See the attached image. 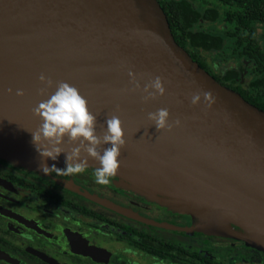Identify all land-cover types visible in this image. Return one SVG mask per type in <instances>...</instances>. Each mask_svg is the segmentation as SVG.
Wrapping results in <instances>:
<instances>
[{
	"label": "water",
	"instance_id": "95a60500",
	"mask_svg": "<svg viewBox=\"0 0 264 264\" xmlns=\"http://www.w3.org/2000/svg\"><path fill=\"white\" fill-rule=\"evenodd\" d=\"M129 70L141 85L136 91ZM156 76L166 92L145 102L143 86ZM60 81L87 99L97 134L111 115L122 120L119 186L189 214L193 230L264 250V111L191 59L156 0H0L1 159L41 170L46 158L31 132L42 120L33 109ZM195 93L201 101L193 105ZM160 108L169 110L170 130L157 131L148 119ZM77 144L65 136L61 146L67 152ZM57 160L65 163V154ZM88 167L99 163L89 156Z\"/></svg>",
	"mask_w": 264,
	"mask_h": 264
},
{
	"label": "flooded vegetation",
	"instance_id": "af4514ba",
	"mask_svg": "<svg viewBox=\"0 0 264 264\" xmlns=\"http://www.w3.org/2000/svg\"><path fill=\"white\" fill-rule=\"evenodd\" d=\"M156 1L170 16L185 17L188 31L206 36L204 46L185 45L202 68L264 110V0ZM226 51L250 65L245 85L239 64L211 71L204 53ZM94 171L64 177L0 158V264H264V250L193 230L189 214L113 186V177L100 185ZM108 201L124 213L109 209Z\"/></svg>",
	"mask_w": 264,
	"mask_h": 264
},
{
	"label": "clouds",
	"instance_id": "9594fccd",
	"mask_svg": "<svg viewBox=\"0 0 264 264\" xmlns=\"http://www.w3.org/2000/svg\"><path fill=\"white\" fill-rule=\"evenodd\" d=\"M131 83L134 87L131 91L141 88L137 75L129 70ZM42 83L51 86L53 81L43 73L39 76ZM11 91V89H9ZM43 94L46 89L41 88ZM142 91L146 93L142 99L147 102L155 99L158 95L165 94L166 89L162 77L156 76L143 86ZM17 95H23V90L18 89ZM204 100L212 102L210 92L203 93ZM201 101V94L195 93L191 97V103L196 105ZM35 115L41 118L42 123L32 131V140L37 152L42 158H50L56 161L61 153L65 154V168H58L55 164L51 167L47 163H41L40 167L45 174L55 172L57 176H69L84 173L88 167V157L94 158L99 163L94 171L95 182L100 185L110 183V178L117 174L120 168L119 157L121 148L125 146V132L123 122L117 115H111L106 119V130L102 134H97V114H94L89 106L87 99L81 94L80 90L68 82L60 81L56 91L49 99L44 100L33 109ZM169 110L167 108L157 109L155 112L148 113V119L152 121L157 131L165 128L171 129L173 123H169ZM176 125L179 120L174 122ZM67 136L69 143L78 144L67 151L61 146ZM109 144L103 149L101 154L100 146ZM87 155L83 156L82 154Z\"/></svg>",
	"mask_w": 264,
	"mask_h": 264
},
{
	"label": "rangeland",
	"instance_id": "374dc122",
	"mask_svg": "<svg viewBox=\"0 0 264 264\" xmlns=\"http://www.w3.org/2000/svg\"><path fill=\"white\" fill-rule=\"evenodd\" d=\"M220 27H221V22H220V25H218V24L213 25L212 29L215 31H218ZM260 36H261V38H264L263 34H260ZM197 51L200 54H203L201 50H197ZM204 56H205L207 63L209 64V67L213 73L221 72V71L225 70V68H227V67H233V66H235V63H236V64H239L238 67L236 66L237 69L239 71H242L244 74V80L242 81V84L245 85V83L249 80L248 71L250 70V65L248 64L246 66H243L242 61L240 59L232 58V56H230L228 51H226V52H212L209 54L204 53ZM50 160L51 159L48 158L44 161V163L46 162L49 167H51L53 164H55L56 167H58V168H65L66 167V164L65 163H59V160H56V161H53V160L50 161ZM95 169L96 168H93V170H95ZM39 171H42V169ZM113 178H114L113 186L122 188L121 186H119L118 178H116V177H113ZM124 189H126V188H124ZM130 191L133 192L136 196L138 195L140 198H142L146 202H150V203L156 202L157 204H159L163 207L166 206V204L159 203V202L155 201L153 198H151L149 195H146L142 191H136V190H132V189ZM108 208L111 210L117 211V212L124 213V210H122L120 207H118V205H116L110 201H108ZM232 227L236 231H238V232L240 231L237 227H235L233 225H232Z\"/></svg>",
	"mask_w": 264,
	"mask_h": 264
},
{
	"label": "trees",
	"instance_id": "16d2710c",
	"mask_svg": "<svg viewBox=\"0 0 264 264\" xmlns=\"http://www.w3.org/2000/svg\"><path fill=\"white\" fill-rule=\"evenodd\" d=\"M242 1L249 3L252 0H242ZM244 11L246 12V16H245L246 19H249L250 17H252L249 15L250 13L249 9H245ZM163 13L165 15L166 21L168 23V26H169V29H170V32L172 34L174 41L179 46H181L185 51H186L185 45L187 42L193 47H200L206 44L205 42L206 36L202 32L200 31L190 32L187 30L188 27H187V23L185 22L186 21L185 17H180L179 19L174 18V16H170V14H168L169 13L168 10L163 11ZM237 17L240 18V20H243L242 16L239 15ZM186 52L191 57V59L195 61L202 68L201 58L197 56L194 52H188V51ZM260 110L264 111L262 108Z\"/></svg>",
	"mask_w": 264,
	"mask_h": 264
}]
</instances>
